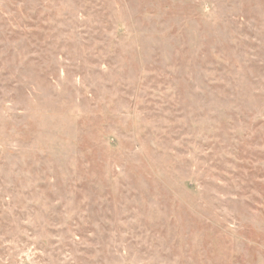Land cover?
<instances>
[{
    "label": "rangeland",
    "instance_id": "374dc122",
    "mask_svg": "<svg viewBox=\"0 0 264 264\" xmlns=\"http://www.w3.org/2000/svg\"><path fill=\"white\" fill-rule=\"evenodd\" d=\"M0 264H264V0H0Z\"/></svg>",
    "mask_w": 264,
    "mask_h": 264
}]
</instances>
